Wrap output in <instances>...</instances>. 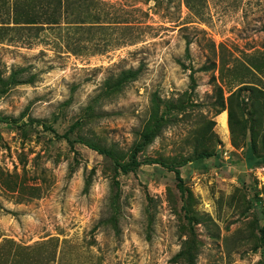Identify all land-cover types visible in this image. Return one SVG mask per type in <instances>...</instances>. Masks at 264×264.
<instances>
[{
    "label": "rangeland",
    "instance_id": "374dc122",
    "mask_svg": "<svg viewBox=\"0 0 264 264\" xmlns=\"http://www.w3.org/2000/svg\"><path fill=\"white\" fill-rule=\"evenodd\" d=\"M58 1L0 0V264H264V122L254 156L218 113L240 90L253 118L264 0H61L58 23H15Z\"/></svg>",
    "mask_w": 264,
    "mask_h": 264
},
{
    "label": "trees",
    "instance_id": "16d2710c",
    "mask_svg": "<svg viewBox=\"0 0 264 264\" xmlns=\"http://www.w3.org/2000/svg\"><path fill=\"white\" fill-rule=\"evenodd\" d=\"M61 0L58 1V3H56L55 5L51 6V3L48 2L46 4L47 7H51V12L50 14H48V21L47 22H41L39 21V15H37L36 13H34L32 11L31 7H28L29 5H24L27 6L28 9H21L19 7L16 8V11H18L22 16H24V19L22 18H18L20 15H18V17L15 18V23L17 24H21V23H25V24H37V23H49V24H56L58 23V18L54 17V14L56 13V11L58 10V4L60 5L62 3H60ZM85 0H77V1H70L68 6L71 8L72 4L73 5H78V6H83L84 5ZM54 7V8H53ZM47 15V14H46ZM47 18V17H46ZM82 22V21H81ZM186 52L187 55H190V43H187V47H186ZM208 69V67H205ZM138 72V71H137ZM136 74V72H131V74L129 75H134ZM192 79L195 80V78L192 75ZM251 90V109H249V114L251 116H253L252 120L249 121V119H247L245 116L246 114V108L243 106L242 101L240 100L241 97V91H237V93H232L230 95V97H228V99L226 100L224 95L221 93H219V111L218 113H220L222 110L228 109L229 112V127L231 130V134L233 135V139L236 145H239L240 143H242L245 140L250 141L251 143V152L250 154H253L254 156H256V154H258V146H257V142H256V137L258 135V131L256 130V124H262L264 122V90L259 89L258 87H249ZM239 111L242 113L243 112V118H240V114ZM249 122L251 123V125L249 126ZM215 125V121L210 122L209 128L212 129L213 126ZM202 145V153L201 156H211L212 153L210 151H208L207 147H204V144L201 142ZM90 147L94 148L95 150H97L100 153H106L107 155L114 157V153L111 150H105V149H101L95 145H90ZM158 162V161H157ZM143 162H140L137 159V156L134 154L132 155L131 159L129 161H127L126 163H117L118 166H120L121 170L125 173L130 172V171H136L142 164ZM159 163V162H158ZM160 163L164 166H167L170 170L174 171L176 174V178L178 180V186L180 188V190L184 193L187 192L186 187H185V183H184V179L182 176V172H181V166L180 165H166L165 162L160 161ZM263 236H264V230H263Z\"/></svg>",
    "mask_w": 264,
    "mask_h": 264
},
{
    "label": "bare ground",
    "instance_id": "6f19581e",
    "mask_svg": "<svg viewBox=\"0 0 264 264\" xmlns=\"http://www.w3.org/2000/svg\"><path fill=\"white\" fill-rule=\"evenodd\" d=\"M227 113L226 112H223L222 114H221V117H220V122H221V125H222V127H223V129H224V131H225V133L226 134H228L229 133V129H228V118H227Z\"/></svg>",
    "mask_w": 264,
    "mask_h": 264
}]
</instances>
